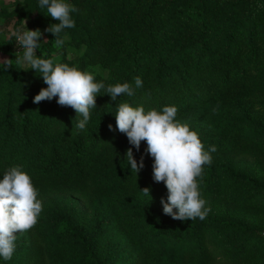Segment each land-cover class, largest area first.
Listing matches in <instances>:
<instances>
[{
	"label": "trees",
	"instance_id": "obj_1",
	"mask_svg": "<svg viewBox=\"0 0 264 264\" xmlns=\"http://www.w3.org/2000/svg\"><path fill=\"white\" fill-rule=\"evenodd\" d=\"M65 2L78 11L70 13L75 27L59 34L64 40L59 48L44 31L58 21L38 0H12L11 9L0 2V54L15 61L18 44L8 27L27 19L45 35L38 57L89 71L105 88L80 130L82 117L59 106L58 98L33 103L47 87L40 73L15 63L5 70L0 60V179L20 166L39 200L73 195L96 214L86 226L71 205L40 213L32 228L16 234L11 259L0 257V264H126L128 258L132 264H233L254 252L264 264V233L251 222L223 212H208L203 221L164 215L154 199L167 189L153 180L146 142L137 152L115 130L121 103L143 106L145 112H162L165 106L181 111L218 95L210 119L215 134L189 126L205 151L217 149L198 178L200 194L223 193L246 207L263 202L264 179L233 172V161L248 156L264 164V121L248 114L264 106V0ZM137 77L141 88L135 87ZM123 83L132 85L135 95L112 101L106 88ZM244 99L249 102L241 103ZM239 130L240 136L225 142ZM130 147L138 163L144 155L138 174L125 158ZM144 188L151 189L148 196ZM152 254L156 257L149 262Z\"/></svg>",
	"mask_w": 264,
	"mask_h": 264
},
{
	"label": "clouds",
	"instance_id": "obj_2",
	"mask_svg": "<svg viewBox=\"0 0 264 264\" xmlns=\"http://www.w3.org/2000/svg\"><path fill=\"white\" fill-rule=\"evenodd\" d=\"M40 8H46L48 16L58 23L52 24L44 31L55 37V46L60 47L64 40L60 33L66 28L75 27L70 13L78 9L65 0H38ZM25 30L15 31L17 43L22 54L15 52L16 59L3 58L5 70L17 65H28L40 73L46 88H42L34 97L33 103L52 101L61 107L72 108L82 119L76 125L84 130L90 120V112L96 109V97L104 83L95 82L94 75L89 71H81L76 66L56 63L54 58L37 56V49L43 33L39 30H28L27 21H23ZM135 87H142V80L135 78ZM107 95L112 101L126 94L131 97L135 90L129 83L109 85ZM177 108L165 106L162 112L155 109L145 112L143 106L132 107L121 103L115 115L116 129L125 134L128 142L137 152L141 142H146L145 154L153 158V180L163 182L167 189V202L162 198L163 214L176 221H203L210 209L205 208L206 201L201 198L198 178L203 174V166L212 162L211 153L216 147L210 146L205 151L198 134L189 126L176 121ZM110 131H114L111 124ZM125 158L131 171L138 174L144 167V155L139 163L134 158L132 147L128 148ZM150 188L141 192L148 196ZM38 190L31 177L20 166L10 167L0 179V257L10 260L15 251L16 234L32 228L42 211V202L38 199ZM175 210V211H174Z\"/></svg>",
	"mask_w": 264,
	"mask_h": 264
},
{
	"label": "rangeland",
	"instance_id": "obj_3",
	"mask_svg": "<svg viewBox=\"0 0 264 264\" xmlns=\"http://www.w3.org/2000/svg\"><path fill=\"white\" fill-rule=\"evenodd\" d=\"M0 2L4 3L5 5H8L10 9L12 8L11 5L12 0H0ZM24 21H27L26 27L28 30L39 29L37 27H31L27 19H25ZM8 29H10L11 32L13 33L17 30L24 31L25 26L24 23H22L20 26L13 29L10 25ZM44 40H45V35L43 34L40 44ZM259 48L261 49L263 48V46L259 45ZM20 51H22V49L18 44L17 52ZM3 58H6V56L0 54V60H2ZM95 69L97 71L100 70L98 67H95ZM218 99H219L218 95H213L205 101L188 104L181 111H177V115L175 119L177 122L187 124L188 126H196L206 135L213 136L215 134V129L210 126V119L217 108ZM243 101L244 102L241 103L246 104L249 102L247 99H244ZM248 114L251 117L254 118L258 117L260 118L259 120L264 121V106L256 105L254 106V108H252V111L248 112ZM241 134H242V130H239L237 133L230 134L227 137H225V142H232L235 140L236 135L240 136ZM239 171H247V173H249L251 176L257 179H264V164L258 163L254 157L251 158L246 156L244 158L241 159L239 158L238 160H234L233 172L237 173ZM162 198L165 200V202H167V195H165V196H157L154 199L155 203L162 206L161 204ZM201 198H203L206 201L205 208L210 209L209 212L211 213L223 212V213L233 214V217L244 219L245 221L255 224L260 229V231L264 233V201L261 203L257 202L254 205H250L249 207H246L240 205V203L235 201L234 199L233 202L229 201L228 200L229 198L223 193H220L219 195H214L212 193L201 194ZM40 201L42 202L41 213L62 205L73 206L80 213L81 218H83L82 219V221L84 222L83 224H85L86 226L90 222L92 217L96 214L95 209H93L92 207H87L84 204L82 198L73 195L49 196L40 199ZM260 256L261 255L258 252H254L246 261L236 262L233 264H263L260 259ZM155 257L156 254H152L150 257L151 260L149 262H152ZM126 264H132V260L128 258Z\"/></svg>",
	"mask_w": 264,
	"mask_h": 264
}]
</instances>
